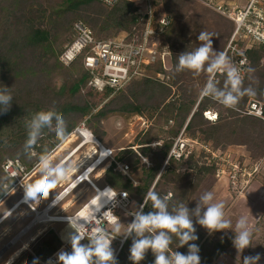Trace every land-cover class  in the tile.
<instances>
[{"label": "trees", "instance_id": "16d2710c", "mask_svg": "<svg viewBox=\"0 0 264 264\" xmlns=\"http://www.w3.org/2000/svg\"><path fill=\"white\" fill-rule=\"evenodd\" d=\"M18 3L22 7L20 13H18V10L15 11ZM155 4L154 28H158L159 18L162 14H168L172 17V23L164 34V38L169 43L172 52V69L168 72L174 75L176 83H180L183 91H185L178 110L175 105L164 106L166 110L163 112V117L166 122H175L172 126L174 137H177L184 130L187 137L209 144L213 150H220L222 153L227 152V145L249 146L247 142L249 137L251 142L256 141L254 142L256 149L263 158L264 122L254 116L238 112V110H243L250 99H258L264 102V68L261 65L264 61V46H254L247 50L248 69L251 68L253 71H247L244 77V87H253L256 90L255 96L245 95L242 97L236 109L225 108L208 97L201 98L200 102L196 104V96L193 91L187 89V85L194 81L196 75L187 70L180 73H176L174 70L178 62V55L185 52L186 45L190 43L186 38L192 37L191 42L193 45H191L192 50H194L201 43L197 37L203 29L202 25H207L210 20H215V17L221 18L227 25L221 31L214 30V34H216L214 39L218 40L219 51H224L235 26L216 13H213L212 16L202 13V11L198 12V20L194 21L193 24L188 22L185 26L181 22L185 18L184 13L187 10V5L183 0H156ZM13 13L17 16L15 21H12ZM38 20L48 23L49 27L44 24L37 25ZM81 21L92 30L97 40L130 41L132 36L143 31L147 24V18L142 16L135 4L128 0H122L114 8H108L97 0H0V31L2 32L0 33V87L11 88L13 96L10 110L7 113L0 114V131L12 121H17L26 116L31 118L37 111L54 108L63 115L69 133L85 123L86 128L101 140L103 136L96 125H99L98 123L109 114L116 111L142 114L143 107L142 105L139 106V103L147 105L150 100H153H147V94L153 96L157 107L164 103L169 89L157 81L142 77L134 80L118 92V96L112 104L94 112L95 96L101 94L94 93L92 89L87 87L89 74L83 66L85 55L80 56L75 63L69 66L72 67L69 70V67L63 65L56 54V47L60 49V45L59 37L55 33H58L61 29L64 33H67L69 39H74V27ZM1 24L5 27H2ZM8 26L11 28L7 31L6 27ZM11 32L14 34L12 35ZM215 79L219 82L218 86L223 87L225 76L216 75ZM135 90L136 93H133ZM110 93V91H107L101 96H109ZM129 93H133L135 96L133 98L129 97ZM117 104L120 107H116ZM212 109L213 111L218 110V120L216 122L205 118V113L212 111ZM150 136L152 135L147 137V142L152 141ZM15 144L17 143L12 144L11 147L19 146H14ZM44 146H48L53 151L56 145L40 146L37 149L39 154ZM172 146L173 142L164 145V149L160 150L157 155L159 163H156L157 159L153 160V168L144 167V179L140 187H134L126 176L115 171V166H111L106 171L105 181L115 192H127L140 204L143 203L144 196L152 188L157 192L158 189L160 190L169 184L174 185L173 187L182 186L183 180L187 179L177 173L182 162L172 159L170 161L172 169L169 168V171L158 177L161 165L170 153ZM0 149L6 150L7 144L0 145ZM1 150L0 178L7 176L2 170V165L8 157L20 159L19 161L27 167V171L33 167V161L38 160L39 157L38 155L36 159H30L28 155L24 154L22 145L16 148L12 155H8L6 151L4 154ZM146 150L142 149L143 153ZM125 152L129 154L130 150H125ZM198 154H192L186 162L196 163L199 162L197 158L200 156L205 157L203 152ZM250 159L252 163H259L258 159L252 157ZM124 161L130 163L133 171L138 157L131 154ZM217 168L214 162L210 165L205 162L200 167L201 171L206 173L205 175L212 174L214 176H216ZM201 181L202 177L199 176L197 183L194 185L187 183V187L184 186L186 188L183 190L184 197L189 194V190H191L190 193L196 191ZM7 182L10 187L15 183L10 178ZM4 196L0 195V201ZM172 201L179 202L176 199ZM150 207L145 206L144 211L146 213L152 211ZM195 234L198 239L190 243H196L199 246L201 264H214L222 255L232 254V236L220 231L214 235L212 234L213 237H211L212 235L207 237L206 233L197 230ZM131 243V238L125 241L117 256L118 264H125L127 255L130 254ZM39 244L41 246L37 251L39 264L46 262L62 248L59 233L54 229H49L38 240ZM178 246L179 242L174 237L171 249L187 254V245ZM154 259L153 253L149 250L145 259L141 262L143 264H153ZM33 260L29 253H25L14 264H33Z\"/></svg>", "mask_w": 264, "mask_h": 264}, {"label": "rangeland", "instance_id": "374dc122", "mask_svg": "<svg viewBox=\"0 0 264 264\" xmlns=\"http://www.w3.org/2000/svg\"><path fill=\"white\" fill-rule=\"evenodd\" d=\"M216 5L219 3H228V2H237L238 0H183L185 4L187 5V10L185 11V18L181 20L183 24L186 26L188 22H191V24L194 23V21L198 20V12L202 11L204 14L214 15L213 13L217 12L213 11L207 5L212 4V2ZM240 4V3H239ZM38 7V6H37ZM22 7L20 3H18V7L15 11L18 10V13H20ZM200 15V14H199ZM221 17V15H219ZM17 16L13 13V19L12 21H15ZM82 22V21H81ZM84 24V22H82ZM46 25V27H49V24L46 22H42L41 20L37 21V25ZM217 25V26H216ZM225 22L218 17H215V20H210V23H207V25H202V31H208L214 33V30L221 31L224 26H226ZM2 27H5L3 24H1ZM12 27V24H11ZM10 27V28H11ZM9 26L6 27L7 31L10 29ZM5 29V28H4ZM0 33H2L0 31ZM12 34V32H11ZM14 34V33H13ZM12 34V35H13ZM57 37H59V45L60 49L58 47L56 54L58 55V58L61 57L65 49L69 46V44L74 39H69L67 37V33H64L63 30H59L58 33H55ZM198 35V34H197ZM192 37H187L186 40L190 43L186 45L185 51H192ZM218 40L214 39L213 37V48L215 51H219L217 46ZM192 44V45H191ZM169 45V43L166 41L165 38H162L161 45L163 48L165 46ZM170 46V45H169ZM172 59H167L166 62V69L161 66V64H155L149 72L148 78L152 79L153 81H157L163 86L167 87L169 89L168 95H166L164 99V103L161 104V106H156V100L153 98V96H150L147 94L148 99L150 100L147 105H142V114H136V113H128L126 111L124 112H113L109 114L105 119H103L101 122H99V125H96L98 131L102 134L103 138L99 140L97 137V140L102 143L107 149H110L113 151V157L114 161L112 166L116 167L115 163H122L124 165H128L130 168L129 176L127 177L130 182L133 184L134 187H140L142 180L144 179V167L146 168H153L154 167V159H157L158 152L162 149H164V145H167L169 142H173L180 136V134L184 131L182 130L180 134L177 137H174V134L172 132V126L175 124L174 121L166 122V119L164 116V111L166 110V105H175V108L178 110L181 106L184 93L182 87L180 86V83H176L175 77L171 72H168L172 69ZM262 67L264 68V62H262ZM72 67H69V70ZM167 71V72H166ZM162 74L161 78L157 76V74ZM207 73H201L199 76H196L194 78L193 82H190V84L187 85V89L193 91L194 95L196 96V101L198 104L201 100V97L199 95L200 90L203 88L204 84L207 81ZM136 93V90L133 92ZM129 93V97H134L135 94ZM118 94L109 95V96H101L96 95V104L94 108V112L99 111L100 109H103L104 107L112 104L115 100ZM252 101L260 102L263 106L264 111V102L258 99H250L246 107L243 110H238V112H245L246 109L249 106V103ZM116 107H120V105L117 104ZM158 108V109H156ZM194 110V109H193ZM192 110V111H193ZM215 111V112H214ZM212 109L213 114L217 115L218 117V110ZM189 118V117H188ZM206 118V116H205ZM30 117H23L17 121H12L10 124L3 127V129L0 131V145L7 144L6 150H1L2 153L5 154V151L8 153V155H12L13 151L16 148H19L21 145L23 147V143L25 142L27 137V129H26V121L30 120ZM260 119V118H259ZM264 122V119H261ZM160 131V135H159ZM156 133L155 135H153ZM75 134V137L72 138L73 141L71 143H68L65 147V150L60 152L57 157L53 158L54 162H58L66 157H70L77 149H79L83 141L79 138V135L76 134V131H73L71 133ZM70 135V136H71ZM149 135L150 138L152 137V141L147 142V137ZM54 136V137H52ZM69 136V137H70ZM24 137V139H23ZM68 137V138H69ZM247 142L249 143V146L247 145H227V152H230L231 155H233V158H236L239 156L241 157V161H246V165L249 169L257 167L259 169L257 175L254 179H250L248 186L245 189H241L238 191V189H233L228 185V183L223 179H218L217 176H214L212 174L205 175L206 173L202 172L200 167L207 162L206 159H204L203 156H200L198 161L196 163H189V162H182L179 166L178 172L182 177H186L187 179L183 180L182 186L179 187H173L174 185H166L165 187L158 189L157 193H159L162 197L168 196L171 200L176 199L179 202H183L187 204L189 209H193L196 206V199L199 198L200 195H202L205 191H212L214 193L216 201H223L226 205L225 207V216L226 219H230L232 221V227L235 228V224L237 219L240 216H245L248 219L249 228L253 230L254 235L252 238V244L253 246L248 247L243 250V252L239 253L237 252V249L233 246L232 247V254L231 255H222L218 262H215L214 264H242L243 257L249 256V255H255L256 253L261 254V260L258 262V264H264V156L259 155L258 150L256 149V144L250 140V138H247ZM15 144L14 146H17L15 148H12V144ZM211 143H213L211 141ZM55 144V148L52 151L55 152L61 144L56 141L55 134L47 129L44 130V133L42 137L39 139L37 145L32 150L33 154L30 157V159H36L39 155V151L37 150L40 146L43 145H53ZM10 145V147H9ZM2 148V147H1ZM91 145L85 146L82 150L79 151V153L72 159L76 161L77 163L83 161L91 152ZM12 149V150H11ZM142 149H147L145 153H143ZM125 150H130V153L127 154ZM10 153V154H9ZM134 154L138 157L137 164L134 167V170L132 171V168L130 167V163L125 162L124 160L128 159V157ZM198 154V153H197ZM199 155V154H198ZM197 155V156H198ZM169 156V154H168ZM167 156V158H168ZM250 157L254 159H258L259 163H252ZM96 158V157H95ZM145 158H147V163H144ZM167 158L161 165V170L159 172V175L165 174L167 171H169V168L172 169L170 166V162L167 163ZM121 159V160H120ZM7 160H20L18 158H11L8 157ZM112 161V160H111ZM109 161L104 163V168L106 171L109 169ZM22 164V162L20 161ZM156 163H159L158 159L156 160ZM38 164V160L33 161V167L29 170V177H25L24 183L33 182L35 179L39 178V173L36 168V165ZM26 167V166H25ZM103 168V167H102ZM101 168V169H102ZM27 169V167H26ZM83 168L81 169V171ZM101 177H97L96 173L92 175L93 182L98 185L99 187L103 188L104 186H108L107 182L105 181V173ZM81 172L77 173L80 174ZM199 176L202 177V181L199 183V187L196 191L191 192L189 190V194H187L185 197L183 195V190L187 187V183L189 185H194L197 183ZM75 177V176H74ZM157 177V179H158ZM74 180V178H72ZM16 183V185H15ZM11 187L8 189V192L10 194H6L3 199L0 201V222L7 217L14 209L18 206V204L23 201L24 196V190L21 184L15 182ZM7 184H9L7 182ZM69 182L65 179L63 181H60L52 192H50L49 197L47 199H42L39 204L36 206L33 205L38 211H42L45 209L55 198V195L59 194L67 185ZM88 189H86L81 197V201L79 204H77V208H74L72 211H70L69 215H74L78 210H80L91 198L95 196V190L93 187L89 184ZM186 186V187H184ZM244 187V186H243ZM153 190V188H152ZM122 192V191H121ZM121 192H117V195ZM174 196V197H173ZM73 197L71 196L70 199L68 198L66 201L62 203L60 206H64L65 204L69 203L70 200H72ZM144 201V200H143ZM143 204V203H142ZM140 205L137 201H135L129 194H128V201L126 202H117L116 207H112V210L115 215H117L120 219V222L122 224L130 223L133 219V216L127 215L126 213L132 212L135 208H137ZM148 206H151V201L148 202ZM59 207V206H58ZM55 208L51 215H57L60 214L61 211L59 208ZM152 207H150L151 209ZM36 218V215L34 212L30 210L28 206H22L19 209H17L10 217L2 224L0 225V264H4L5 261L9 258V256L17 249L19 248L23 242L27 241L32 235L37 234L42 229H54L57 233H59L60 240L62 242V248L60 250L64 251H71L70 243L68 245H65L62 240V234L66 230L67 225L63 223H34L31 227V229L26 232V234L23 236L22 239H20L18 242H16L14 245H11L15 238L21 233L24 232L28 227L31 226V223ZM194 227L197 231H202L207 234V237L210 235H214L215 233H219V231L209 233L207 229L200 226L198 223H195V218H193ZM51 225L50 227H48ZM103 226L106 228H110V225L107 222L103 223ZM47 230V231H48ZM124 229L122 228V231ZM223 233L228 234L229 236L234 237V232L232 230H225L220 231ZM213 235L211 237H213ZM43 237V236H42ZM122 241H124L123 237H117L113 240V246L112 248L115 250L116 257L118 256L120 250L122 249ZM126 241V240H125ZM84 244L88 243V240L82 242ZM39 248H41L40 244L38 245V241L27 251L26 253H29L33 259H37V251H39ZM25 254V253H24ZM23 254V255H24ZM23 255L20 257L22 258ZM130 254L127 255L125 264H133L132 261L128 259ZM239 255V257H238ZM19 258V259H20ZM18 259V260H19ZM40 262V261H39ZM140 264H143L140 262Z\"/></svg>", "mask_w": 264, "mask_h": 264}, {"label": "clouds", "instance_id": "9594fccd", "mask_svg": "<svg viewBox=\"0 0 264 264\" xmlns=\"http://www.w3.org/2000/svg\"><path fill=\"white\" fill-rule=\"evenodd\" d=\"M107 2L111 4L112 0ZM214 36L216 34L212 32L201 31L197 37L201 42L200 45L192 51L180 53L174 70L176 73L187 70L196 76L206 72L208 78L200 90V97H208L225 108L236 109L242 97L255 96L256 90L251 86L244 87L241 69L235 66L226 52L214 50L212 40ZM247 71L251 72L253 69L249 68ZM217 73L225 76L223 87L218 86L219 82L215 79ZM10 89L6 86L0 87V114L7 113L11 108L13 96ZM26 129L27 138L23 145V152L29 156L33 154L32 150L45 129L55 134L59 144H63L71 135L63 115L54 108L35 112L31 119L26 121ZM75 131H80L86 142L94 140L91 131L82 128ZM102 153L107 155L111 153V150ZM147 162L145 158L144 163ZM82 163L83 161L77 163L71 157L54 162L52 149L44 146L36 165L39 178L29 183H24L23 180L20 182L24 190L22 202L33 207L42 199H47L60 181L78 172ZM94 167H89L83 175L78 176L75 183L87 180ZM13 177H16L15 174ZM7 181V176L0 178V195L10 194ZM96 193L97 196L91 202L87 215L80 213L77 216L67 217L69 226L74 230L68 237L71 251L60 250L56 254L58 264H118L115 250L112 248V242L118 236L123 237L124 240L131 238L128 259L133 264H140L149 250L155 257L153 264H201L199 246L196 243H190L198 239L193 218L195 223L207 229L209 233L232 230L234 232L232 243L238 254L253 246L254 232L249 228L247 217L240 216L233 229L232 221L225 216V203L216 201L212 191H205L196 199L195 208L189 209L187 204L174 202L170 197H162L155 190L150 189L144 196L143 204L132 212L126 213L133 216L126 227L111 208L101 213V209L110 202L113 208L117 206V192L107 187L103 191L96 189ZM123 196L126 198L128 193L124 192ZM59 200L60 196L56 194L52 200V206L59 204ZM149 201H151L152 211L146 213L144 208ZM97 214H100L99 217ZM105 221L110 228L102 226ZM174 237L179 242L178 247L188 246L187 254L171 249ZM85 239L88 240L86 244L82 243ZM260 260L261 254L256 253L244 256L242 264H258ZM8 264L11 262L9 261ZM33 264H39L38 258L33 260ZM46 264H53L51 258L46 261Z\"/></svg>", "mask_w": 264, "mask_h": 264}, {"label": "built area", "instance_id": "2783aa9c", "mask_svg": "<svg viewBox=\"0 0 264 264\" xmlns=\"http://www.w3.org/2000/svg\"><path fill=\"white\" fill-rule=\"evenodd\" d=\"M97 1L108 8H114L122 0H112L111 4L108 3L107 0ZM128 1L134 3L141 15L147 18V24L143 31L134 34L130 41L97 40L92 30L82 22H79L74 27V40L60 57L62 64L69 67L75 63L80 56L85 55L83 58V66L89 74L87 87L92 89L94 93L103 95V93L110 91V95L117 94L134 80L148 77L150 70L153 69L152 67L155 64H161V66L165 68L167 59L169 58L170 61L172 59L170 46L167 45L164 48L160 46L165 31L172 23V17L168 14H162L159 18L158 28H154L153 19L156 9V0ZM211 2L212 4L207 5V7L232 22L235 26L224 52L227 53L235 66L241 69V74L244 78L249 67L247 50L254 46H264V0H238L237 2H223L217 5L213 3V1ZM165 70L167 69L165 68ZM217 75L223 74L217 73ZM157 76L161 78L162 74L159 73ZM243 113L264 119L263 106L257 101L250 102L248 108ZM205 116L212 122L218 120L217 115L210 111H207ZM78 128L87 129L85 123H82ZM108 150L110 149H106V151ZM201 152L205 153L204 159H206L207 165H210L212 162L217 165V178L221 180L224 179L234 190L238 189L239 191L242 188L245 189L250 179H254L259 171L257 167L249 169L246 165V161H241V157L238 156L236 159L233 158L234 156L231 155L230 152L222 153L220 150L215 151L209 144L187 137L184 131L174 141L167 158V163L172 159L177 162H186L192 154ZM113 154L111 150V153L107 154L106 159L103 161L105 163L110 160L108 168L115 162ZM115 164V171L126 177H130V168L128 165L122 163ZM87 169V167H84L83 170L80 171V174L73 177V182H69L58 194L60 198L66 195L74 184H77L75 183L76 178L83 175ZM2 170L8 178L13 179L19 184H21V180L24 181L29 177V171H27L26 167L18 160H7L2 165ZM13 174H15L16 177H13ZM82 184L91 185L90 182L85 180L78 183L80 186ZM123 193L124 192H121L116 196L117 202L128 201V196L125 198ZM51 206L52 202L42 211H38L36 208H33L34 206L31 207L29 205L28 207L30 210L36 215L31 225L38 222L41 223V221L45 223L47 220L51 219L52 217H48L53 211L50 210ZM112 207L113 205L111 203L107 210L110 208L112 209ZM86 240L87 239L84 241ZM124 243L125 240L122 241V246ZM64 244L68 245L65 242ZM56 254L51 257L53 264H58ZM41 264H46V262H41Z\"/></svg>", "mask_w": 264, "mask_h": 264}, {"label": "bare ground", "instance_id": "6f19581e", "mask_svg": "<svg viewBox=\"0 0 264 264\" xmlns=\"http://www.w3.org/2000/svg\"><path fill=\"white\" fill-rule=\"evenodd\" d=\"M84 130H87L89 131L88 129H85ZM77 135H79V138L82 139L83 141V144L82 146L77 149L70 157L71 159H73L78 153L80 150H82L85 146L87 145H91L92 148H91V152L90 154L87 156V158H85L83 160V163L81 165V167L79 168L78 172L79 173L81 171L82 168L84 167H94V169L90 172L87 180L85 181H88L91 183V186L93 187V185H95V188H93L95 190V196L93 198H91L80 210H78L74 215L72 216H77L79 215L80 213H84L85 215H87L88 211H89V208L91 206V202L96 198L97 196V193H96V189H99L101 191H103L105 188L107 187H110V186H104L103 188L99 187L98 185H96L93 180H92V175L94 173H96V176L97 177H101L104 172L106 171V167L104 168V160L106 159V153H102V152H107L106 151V147L100 143L97 138L94 136V140L93 141H85L83 135L81 134L80 131H77L76 132ZM75 137V134H72L63 144H61V146H59V148L52 153V156L53 158L57 157V155L64 151L65 150V147L68 143H71L73 141L72 138ZM96 157V158H95ZM100 162H103L101 165L99 164ZM100 165V166H99ZM103 167V168H102ZM102 168V169H101ZM76 173V174H77ZM75 174V175H76ZM70 176L68 177L66 180L68 182H73L72 178L75 176ZM80 187V185L77 184H74V186L72 187V189L66 194V195H71L72 192L76 191L78 188ZM73 190V191H72ZM72 191V192H71ZM64 195L63 197L60 198L59 200V204H56L54 206H51V209L50 210H54L56 207H58L62 202H64V200L68 197ZM79 197V196H76L74 201L76 200V198ZM73 201L72 202H69L67 204L64 205L63 207V210H60L61 211V214H57V215H62V216H51V215H48V217H52L51 219L47 220L45 223H48V222H53V224L56 222V223H63V224H66L67 227H66V230L63 232L62 234V239L64 240V242L66 244H69L68 242V237H69V234L71 232H73L74 230L69 226L68 224V221H67V213L70 211V208L72 207ZM111 205V202L106 204L102 209H101V213L106 211L108 209V207ZM22 206H29L28 203H23L22 201L18 204L17 207H15V209L7 216V218H4L1 222H0V225H2L9 217L10 215H12L17 209H19L20 207ZM98 217L100 214H97ZM70 216V217H72ZM47 217V218H48ZM51 224V223H50ZM52 225V224H51ZM51 225H49L48 227H50ZM34 226V225H31L30 227H28L24 232H21L14 240V242L11 244V245H14L16 242H18L20 239L23 238V236L26 234V232H28L31 227ZM48 229H42L40 230L37 234L35 235H32L27 241L23 242V244L17 248L10 256L9 258L5 261L4 264H8V262L10 261L11 264H14L24 253H26L27 251H29V249L47 232Z\"/></svg>", "mask_w": 264, "mask_h": 264}, {"label": "crops", "instance_id": "0c3cea01", "mask_svg": "<svg viewBox=\"0 0 264 264\" xmlns=\"http://www.w3.org/2000/svg\"><path fill=\"white\" fill-rule=\"evenodd\" d=\"M86 189H88V185L87 184H82L76 191H74V192H72V194L71 195H69L64 201H66L68 198L70 199V197L72 196L73 197V199L72 200H70V202H72L73 201V203H72V207L70 208V211H72L74 208H77V204H79L80 203V201L82 200L81 199V197H82V195L83 194H85V193H83ZM76 196H79V197H77L76 198V200L74 201V199H75V197ZM63 203V202H62ZM62 203L60 204V205H62ZM59 205V210H63V207L64 206H60ZM57 208V207H56ZM69 211V212H70ZM68 212V213H69ZM66 214L67 216H72V215H69V214ZM61 214V213H60ZM218 262V261H217Z\"/></svg>", "mask_w": 264, "mask_h": 264}, {"label": "water", "instance_id": "95a60500", "mask_svg": "<svg viewBox=\"0 0 264 264\" xmlns=\"http://www.w3.org/2000/svg\"><path fill=\"white\" fill-rule=\"evenodd\" d=\"M195 110H196V108H195ZM195 110H194V111H195Z\"/></svg>", "mask_w": 264, "mask_h": 264}]
</instances>
